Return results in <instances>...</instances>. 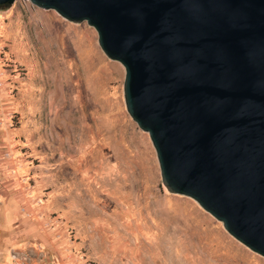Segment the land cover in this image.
Wrapping results in <instances>:
<instances>
[{
	"label": "rangeland",
	"instance_id": "rangeland-1",
	"mask_svg": "<svg viewBox=\"0 0 264 264\" xmlns=\"http://www.w3.org/2000/svg\"><path fill=\"white\" fill-rule=\"evenodd\" d=\"M97 37L27 0L0 9V165L37 194L35 218L56 245L47 264H264L163 186L125 107L124 67ZM7 264L27 263L12 253Z\"/></svg>",
	"mask_w": 264,
	"mask_h": 264
},
{
	"label": "water",
	"instance_id": "water-1",
	"mask_svg": "<svg viewBox=\"0 0 264 264\" xmlns=\"http://www.w3.org/2000/svg\"><path fill=\"white\" fill-rule=\"evenodd\" d=\"M28 1L96 30L163 186L264 257V0Z\"/></svg>",
	"mask_w": 264,
	"mask_h": 264
},
{
	"label": "crops",
	"instance_id": "crops-1",
	"mask_svg": "<svg viewBox=\"0 0 264 264\" xmlns=\"http://www.w3.org/2000/svg\"><path fill=\"white\" fill-rule=\"evenodd\" d=\"M4 170L0 165V264H7L12 253L27 264H47L56 245L53 233L35 218L37 194L25 188L24 179L3 176ZM22 206L32 218L21 212Z\"/></svg>",
	"mask_w": 264,
	"mask_h": 264
},
{
	"label": "bare ground",
	"instance_id": "bare-ground-1",
	"mask_svg": "<svg viewBox=\"0 0 264 264\" xmlns=\"http://www.w3.org/2000/svg\"><path fill=\"white\" fill-rule=\"evenodd\" d=\"M111 68V65H110V67L108 68V69H110ZM116 68V67H115ZM111 75L113 76V74H114V72L111 70ZM117 78V77H116ZM145 139V138H144Z\"/></svg>",
	"mask_w": 264,
	"mask_h": 264
},
{
	"label": "built area",
	"instance_id": "built-area-1",
	"mask_svg": "<svg viewBox=\"0 0 264 264\" xmlns=\"http://www.w3.org/2000/svg\"><path fill=\"white\" fill-rule=\"evenodd\" d=\"M23 1H26V0H23ZM28 1V0H27ZM3 84H2V82H1V80H0V87L2 86Z\"/></svg>",
	"mask_w": 264,
	"mask_h": 264
}]
</instances>
